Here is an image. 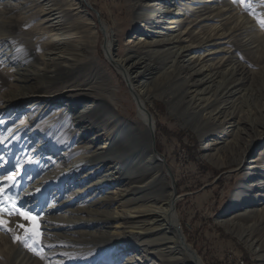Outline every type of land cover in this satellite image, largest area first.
Masks as SVG:
<instances>
[{"label":"bare ground","instance_id":"obj_1","mask_svg":"<svg viewBox=\"0 0 264 264\" xmlns=\"http://www.w3.org/2000/svg\"><path fill=\"white\" fill-rule=\"evenodd\" d=\"M142 1L135 0V6L141 7ZM148 1L162 3L165 0ZM23 4L26 12H31L35 7L40 8L42 12L38 21L42 27L34 36L36 42L44 45V57L39 67L41 73H34V70H31L33 65L31 62H25L27 60L20 65L24 72L14 69L5 72L13 75L15 84L10 85L8 91L0 93V112L4 111L1 114L8 109L20 108L22 103L32 101L31 99L44 103L39 107L41 110L34 115L37 120L49 114L50 106L63 100L75 102L78 99L92 98L94 104V106L89 105L91 107L88 106L87 110L81 111V114L90 112L89 114L83 117L79 113L76 119L77 125L82 124L81 128L89 133L90 144L81 146L85 150L80 151V155L72 159L66 168L59 167V172H51L48 177L43 176L27 189V198L23 202L24 208L35 213L42 211L37 217V222L41 234L46 236L44 239H64L69 245L78 246L80 251L88 253L87 256L76 259L73 264H96L100 260L94 257L96 253L89 251L92 244L97 246L96 248H103V252L108 249V246L114 245L122 251L140 250L143 253L138 259L141 262L150 261L147 264H204L181 227L176 211L177 197L174 196L175 180L173 178V182L172 180L170 182L168 175L172 173L163 155L155 146L154 118L143 98L144 95H148L149 87L141 79L154 74L153 70L157 72L159 68L162 69V73L157 76L162 78L152 85V89H154L153 86H164L165 89H170L168 101L175 106L189 108L191 117L205 113L206 124L218 126L219 130L224 129L225 134H228L226 137L234 138L236 135H243L242 124L240 125L242 121L235 123L230 120L233 118L232 115L236 114L234 109H230L238 105L240 107L243 93L240 94L239 87L245 80L242 68L233 55V52L240 48V40H234L233 37L235 32L240 34L247 31V24L230 25L232 15L225 16V12L231 9L230 6L220 8L216 13H210L205 5L196 10L195 16L186 11L189 8L186 5L188 3L181 2L177 9H180L182 5L187 7L179 15L175 13L171 15L173 20L168 24L174 26H163L161 31L151 30L155 38L150 36L151 40L142 39L138 35L133 36L127 41L129 49L127 56L119 57L114 54L106 23L100 19L99 22H95L85 16L88 8L86 7V10L84 5L91 7L87 0H72L68 6L55 0H30L29 3ZM139 7L138 10L141 9ZM70 10L75 12L76 21L75 16L71 19L68 14ZM221 12L224 13L220 14ZM137 14L136 20L143 21L146 25L145 14L138 11ZM170 14L172 11L169 9L154 14L155 19L159 17V21L153 25L166 24L167 22L162 21L163 17ZM180 16L184 17L179 18ZM215 16L220 20L213 25L216 31L211 32V28H205L207 25L202 23L212 20ZM5 20L8 26L13 27L16 18L8 15ZM139 21L135 23V33L141 32V27L144 26ZM182 22H187L188 26L184 31L178 32ZM98 24L101 33L105 35L103 47L106 60L111 61L109 62L112 63L111 66L125 77L135 96L138 124L123 116V111L128 108L124 109L122 101L115 98L113 88H108L107 94L102 95L101 90H96L83 78L84 74L81 73L83 67L95 68L93 60L95 56L92 55L95 35L94 32L88 29L81 30L80 27L89 25L92 29L98 27ZM163 29L166 30L165 33ZM11 32L12 30L6 35L0 33V41L14 46L9 43L12 37ZM160 36L165 38L157 40ZM180 43L182 45L175 48V44ZM157 46L161 48L156 50L157 48L154 47ZM196 48H204L206 53L195 55ZM186 52L189 54L192 52L194 55L186 61L180 60ZM222 52H228V55L221 54L216 62L205 64L209 60L207 57H213L211 55ZM172 54L178 60L173 69L175 74L169 72L170 69L168 70L165 62V58ZM134 58H136L135 61ZM5 60L7 61L8 58ZM36 75L40 76L36 88L40 89V92L31 89L28 84L31 80H35ZM164 76L168 78L164 80ZM18 80L27 84L28 87H23L22 90L25 91V88H28L30 93H21L18 89ZM35 101L26 105L24 109H31L38 104ZM103 108H106L107 112H104ZM63 110L64 108H61L59 112ZM98 110H101V113L93 117L92 112ZM53 114L58 115L59 118L58 112ZM44 121L46 120L39 121L38 124L42 123L45 126L55 124L57 119ZM140 124L142 127L139 126ZM70 125L73 124L70 123ZM23 126L25 124L19 125L17 130L22 131ZM229 127L233 128L228 130ZM256 127L257 135L249 140L248 146H252L253 143L259 144L260 140L264 139V122H260ZM71 130L74 131L73 128ZM85 136L86 134H83L81 138ZM99 142L102 144L97 145ZM214 143L218 144L220 141L212 140L209 144ZM230 143L236 145L237 142L235 139L224 142L220 148H226ZM62 156H65V153H62ZM65 159L69 160V158ZM242 160L243 158H240V163ZM249 163L245 176L250 178L256 170H259L260 172L256 173L259 176L257 183L243 184L238 192L240 197H233L238 200V206L234 205L225 212L228 218L218 221L226 231L239 239L240 237L245 239L246 245L255 255L258 263L264 264L262 263L264 262V235H255L260 229L264 230V204L257 202L256 199L257 191L264 189V159L251 160ZM163 164L168 175L164 171ZM57 165L54 164V167ZM5 166L6 162H3L0 169ZM56 187H59V190ZM69 188L73 190L68 195L62 192L63 189L67 192ZM53 189L58 190L55 193L51 192L56 195L55 199L58 197L63 199L46 205L38 195ZM244 189L249 190L248 194L242 193ZM244 196L249 198L251 207L259 205V208L247 207L244 205L246 201L239 203ZM259 197L264 199V195ZM239 220L240 224L241 220H244L246 225L249 223L242 231L244 234H240L232 226ZM96 230H99L101 234H97ZM79 233H87L88 238L83 237L85 234L80 239L72 237L73 234ZM132 258V260L128 259L132 262L136 261L134 257Z\"/></svg>","mask_w":264,"mask_h":264},{"label":"rangeland","instance_id":"obj_2","mask_svg":"<svg viewBox=\"0 0 264 264\" xmlns=\"http://www.w3.org/2000/svg\"><path fill=\"white\" fill-rule=\"evenodd\" d=\"M29 1L2 0L0 3V33L6 35L12 30L9 43L14 45L11 46L0 41V93L8 91L9 86L15 84L13 75L5 72H10L11 69L19 70L21 73L24 72L25 70L20 66L24 60H27L25 62H31L33 65L31 70H34V73H41L39 67H41L44 57V45L36 42L34 36L42 27L38 22L42 12L38 7H35L31 12H26L23 3H29ZM55 1L61 2L64 6L72 3V0ZM87 1L91 4V7L84 5L85 9L88 8L85 11V16L95 22H99L100 19L106 23L114 54L119 57L127 56L129 51L127 41L130 38L132 39L133 36L138 35L142 39L151 40L150 36L153 37L151 30L161 31L163 26H174L168 24L173 20L171 15L173 16V13L179 15L187 7L182 5L179 7L180 9H177L176 7L181 2L188 3L186 5L189 8L186 11L195 16L196 10L205 5L210 13H216L218 9L230 6L231 9L225 12V16L232 15L230 25L247 24V31L240 34L235 32L233 37L234 40H240V48L235 50L233 55L240 64V68H242L241 71H243L245 80H243V85L239 87L241 89L240 94L243 93L240 107L238 105L230 109H234L236 112L230 120L235 121V123L243 122H240V125L242 124V128H244H241L243 135H236L234 138H231V136L226 137L228 134H225L224 129L219 130L218 126L206 124L205 113L191 117L189 108L178 107L168 101L167 97L170 89H165L164 86H153L154 89H152V85L161 80L162 76H157L162 73V69L159 68L157 72L153 70L154 74L147 75L141 80L147 83L149 87L148 95H144L143 98L146 100L147 109L154 118V127L156 128V125L159 124L160 129L163 128L173 134L172 136L161 132L156 134L155 131V146L158 138V143L162 149L161 154L172 173L171 176L175 180L176 211L188 241L197 250L204 264H259L251 249L246 245L245 239L241 237L239 239L236 235L226 231L218 220L228 218V216H225V212L238 204V200L233 199V197H240L238 192H240V187L243 184L257 183L259 176L256 173L260 172L259 170H256L250 178L245 176L246 167L250 164L249 161L264 159V139L259 138L261 139L259 144L247 145L249 140L257 135L256 125L258 126L260 122H264V27L259 22L264 20V0H165L162 3L143 0L140 2L141 7L138 6L141 8L140 10L135 6V0ZM166 9L172 11V14L163 17L162 21L167 23L154 26L153 24L156 25V22L159 21V17L155 19L154 14ZM137 11L145 14L146 25L143 21L136 20ZM74 13L71 10L68 12L71 19H73L72 16H75L76 21L77 16ZM222 13L224 12L220 14ZM8 15H13L16 18L13 27L7 25L5 17ZM183 17L180 16L179 18ZM17 19L19 20L17 21ZM219 20L220 18L215 16L212 20L205 21L202 24L207 25L205 27L207 29L211 28V32H215L216 28L213 25ZM138 21L144 26L141 27V32L135 33V23ZM187 26V22H182L178 32L184 31ZM195 28H197V25H195ZM80 29H88L90 32H94L95 35L92 45L95 68L83 67L81 69V73L84 74L83 78L87 83L93 85L96 90H101L102 95L107 94L108 88H113L112 91L116 94L115 98L122 101L124 109L128 108V110L123 111V116L138 124V107L135 96L125 77L111 66L112 63H109L111 61L106 60L103 47L105 35L101 33L99 24L98 27L92 29L89 25L80 27ZM165 31L163 29V33ZM160 38L165 37H157V40ZM179 45L182 44H175V48H178ZM220 47L214 48L218 49ZM154 48L158 50L161 47ZM196 51L195 55L205 52L204 48ZM184 54L186 56L184 55L180 60L186 61L191 55H194L192 52ZM221 54L227 56L228 52L216 53L211 55L213 57H207L209 60L205 64L216 62ZM6 58H8L7 61ZM133 60L135 61L136 58ZM177 61V57L173 54L165 58L167 68L170 69L169 72L175 74L173 69ZM93 69L97 71L95 72ZM163 78L165 80L168 77L164 76ZM39 81L40 76L36 75L35 80H31L28 84L34 90L37 88ZM18 82V89L22 94L30 93L28 88H25V91L22 90L23 87H28L27 84L21 83L20 80ZM172 86L174 85L172 84ZM36 91L40 92L41 90L36 89ZM31 100L22 103L20 108L15 107L11 110H5L4 114H1L4 111L0 112V143H2L0 145V166L3 162H6V166L0 169V187L6 189L2 197L4 203L0 205L5 208V211L0 213V220L3 221V224H0V264H73L76 259L85 257L88 253L80 251L78 246L69 245L64 239H44L46 236L41 234L37 222V217L41 215L42 211L36 213L27 211L23 202L27 198V189L31 184H34L38 179H42L43 176L48 177L51 172H59V167L66 168L72 159L80 155V151L85 150L81 146L90 144L89 133L81 128L82 124L77 125L76 119L79 113L83 117L90 113L86 112L84 115L81 114V111L87 110L89 105L94 106L93 99H78L75 100L76 103L67 100L58 102L54 106H50L49 114H46L41 120H37L34 115L41 110L39 107L44 103L34 99ZM33 101L38 104L31 109H24L26 105ZM61 108H64V110L59 112ZM91 109L93 110V108ZM103 109L104 112H107L106 108ZM55 112L59 113V118L58 115L53 114ZM100 113L101 110L93 111L92 116L95 117ZM53 119H57L55 124L46 126L42 123L38 124L39 121ZM70 123L73 125L69 126ZM21 124H25V126H23L22 131H18L17 128ZM139 126L142 127V124ZM232 128L229 127L228 130ZM83 134H86V136L81 138ZM234 139L237 142L236 145L230 143L228 147L220 148L224 142ZM212 140H219L220 143L209 144ZM252 142L254 141L252 140ZM101 144L102 142L97 143V145ZM62 153H65V156H62ZM65 158H69V160ZM240 158H243L241 163ZM54 164L58 165L54 167ZM203 166H208L211 170L209 169L204 174L202 172ZM163 168L168 175L165 166ZM168 178L170 180L169 175ZM56 188L59 190V187ZM54 189L50 192H42L38 197H41L46 205L61 201L62 197L55 199L56 195L51 194ZM71 190L73 189L69 188L66 192L63 189L62 192L68 195ZM244 192L248 194L249 190H242V193ZM257 192V202L264 204V199L259 197V195H264V189ZM9 197H11V200L8 199ZM241 199L239 203L246 201L244 205H247V207L259 208V205L251 207L249 198L246 196ZM9 208L12 209V214H9ZM18 212H27L30 214V218L25 219ZM245 223L244 220H241L240 224L239 220L238 223L232 226L237 232L244 234L242 231L249 224L246 225ZM18 225H24L27 228L35 225L39 229V235L30 236L26 234L25 228L18 227ZM95 232L101 234L99 230ZM257 234L264 235V230L260 229L259 232L255 233V235ZM82 235L85 239L88 238L87 233L73 234L72 237L80 239ZM96 247L92 244L89 248L91 253L97 254L94 257L100 259L96 264H147L150 262L147 260L141 262L138 259L139 255L143 253L140 250L134 252L122 251L114 245L108 246V249L103 252V248ZM243 255L247 256V260L242 257ZM132 257L136 261H130L133 259ZM55 259H59V261H55ZM151 259L155 260V258ZM262 263L264 262L262 261Z\"/></svg>","mask_w":264,"mask_h":264},{"label":"snow or ice","instance_id":"obj_3","mask_svg":"<svg viewBox=\"0 0 264 264\" xmlns=\"http://www.w3.org/2000/svg\"><path fill=\"white\" fill-rule=\"evenodd\" d=\"M259 22H260L261 26L264 27V20H261ZM5 190L6 189L4 187H0V205H2L4 203L2 197L4 196ZM8 199L11 200V197H9ZM4 211H5V208L0 206V213H3ZM8 211H9V214H12L11 208H9ZM18 214L22 215L25 219L30 218V214L27 212H18ZM0 224H3L2 220H0ZM18 227L25 228L26 234H28L30 236H38L39 235V229L35 225H33L31 228H27L24 225H18ZM34 243H36V241H34ZM49 247H51V245H49Z\"/></svg>","mask_w":264,"mask_h":264},{"label":"trees","instance_id":"obj_4","mask_svg":"<svg viewBox=\"0 0 264 264\" xmlns=\"http://www.w3.org/2000/svg\"><path fill=\"white\" fill-rule=\"evenodd\" d=\"M155 131H156V134H157V132L159 133V132H161V133H164L165 135H170V136H172L173 134L171 133V132H167L166 130H164L163 128H161L160 129V126H159V124H157L156 125V128H155ZM174 137V136H173ZM178 140V139H177ZM156 148H157V150L160 152V153H162V149H161V147H160V144L158 143V138H157V140H156ZM210 168L208 167V166H203V170H202V172L205 174L208 170H209ZM211 170V169H210ZM183 230H184V228H183ZM184 233H185V230H184ZM225 236V235H224ZM245 260H247V256H242ZM243 259V260H244Z\"/></svg>","mask_w":264,"mask_h":264},{"label":"water","instance_id":"obj_5","mask_svg":"<svg viewBox=\"0 0 264 264\" xmlns=\"http://www.w3.org/2000/svg\"><path fill=\"white\" fill-rule=\"evenodd\" d=\"M156 152H158V151L156 150ZM169 175H170V174H169ZM170 180H172V182H173V176H171V175H170ZM190 252L193 253L192 250H190ZM193 254H194V253H193Z\"/></svg>","mask_w":264,"mask_h":264}]
</instances>
